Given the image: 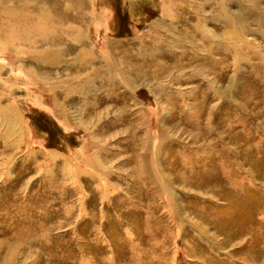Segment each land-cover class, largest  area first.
<instances>
[{
    "label": "rangeland",
    "instance_id": "rangeland-1",
    "mask_svg": "<svg viewBox=\"0 0 264 264\" xmlns=\"http://www.w3.org/2000/svg\"><path fill=\"white\" fill-rule=\"evenodd\" d=\"M23 3L54 38L0 52V264H264V0Z\"/></svg>",
    "mask_w": 264,
    "mask_h": 264
},
{
    "label": "bare ground",
    "instance_id": "bare-ground-1",
    "mask_svg": "<svg viewBox=\"0 0 264 264\" xmlns=\"http://www.w3.org/2000/svg\"><path fill=\"white\" fill-rule=\"evenodd\" d=\"M16 2L20 1L19 9H15L16 7L13 5V1L9 2V0H0V52L4 50L6 46H16V45H24V46H31L33 44H40L44 46V44L50 43L53 40V36L50 33V30L44 29L46 26L44 25L45 22H52L54 17H48L47 15L35 14L36 20L34 21V16L32 17V12L29 13V8L23 3V0H15ZM32 1V0H31ZM54 1V0H53ZM242 2V1H241ZM30 3V2H28ZM87 3V2H86ZM248 3V1H247ZM250 3V2H249ZM32 4V3H31ZM57 4V3H56ZM37 5V4H36ZM85 5L86 4H82ZM240 5V4H239ZM30 6V5H29ZM43 6V5H42ZM89 3H87V7ZM32 7V6H31ZM30 7V8H31ZM36 7V6H34ZM68 9L69 7L73 8L74 11L77 9L75 6H63L58 7L57 9L65 8ZM242 7V6H241ZM248 7V6H247ZM44 8V7H43ZM69 8V9H70ZM79 8V6H78ZM68 9V10H69ZM248 9V8H247ZM253 9V8H252ZM31 10V9H30ZM33 10V9H32ZM72 10V9H71ZM166 10V8L164 9ZM36 11V10H35ZM41 11V10H40ZM44 11V10H43ZM51 11V10H50ZM53 11V10H52ZM247 11V10H245ZM250 11V10H249ZM37 12V11H36ZM68 12V11H67ZM71 12V11H70ZM69 12V14H70ZM252 13V12H251ZM250 13V14H251ZM61 14V11L58 13ZM65 14H67L65 12ZM164 14V13H163ZM246 14V13H245ZM168 13L166 14L167 17ZM252 15V14H251ZM165 17V18H166ZM233 18V17H232ZM235 19V18H234ZM57 20V19H56ZM34 21V22H33ZM244 21V20H243ZM249 21V20H248ZM226 22V21H225ZM232 23V21L230 22ZM54 31H55V27ZM240 29V28H239ZM234 30V29H233ZM54 31L52 33H54ZM235 31V30H234ZM241 33V32H240ZM65 35V33H64ZM64 35L60 36L61 39H64ZM205 35V34H204ZM71 38L66 36V41H69ZM75 40V39H73ZM65 41V40H64ZM245 42V41H244ZM52 43V42H51ZM7 44V45H5ZM55 44V43H54ZM250 45V44H249ZM14 48V47H13ZM19 48V46H17ZM20 49V48H19ZM54 50V49H53ZM23 51H25L23 49ZM56 52V51H55ZM55 52L50 49H43L40 51L36 56L35 60L39 61L40 64L44 63H55L56 57ZM85 52V51H84ZM102 52V51H101ZM12 54H15V51H12ZM80 54V53H79ZM77 56V55H76ZM79 56V55H78ZM237 57V56H236ZM34 58V57H33ZM235 58V57H234ZM59 59H57L58 62ZM110 67V66H109ZM4 86V85H3ZM83 89V88H82ZM12 90V88H11ZM10 92V91H7ZM7 98H10L7 96ZM12 101V100H11ZM10 101V102H11ZM13 104V103H12ZM10 105V104H9ZM14 120V119H13ZM7 145V143H6ZM6 147V146H5ZM5 150V149H4ZM9 158V157H8ZM30 158V157H29ZM92 166V164H91ZM95 168V167H94ZM74 186V185H73ZM76 188V187H75ZM74 190V189H73ZM63 191V190H62ZM71 207V206H70ZM73 207V206H72ZM70 211V210H69ZM71 212V211H70ZM69 215V214H67ZM29 230V229H28ZM25 231V230H24ZM30 231V230H29ZM28 231V232H29ZM38 233V232H37Z\"/></svg>",
    "mask_w": 264,
    "mask_h": 264
}]
</instances>
